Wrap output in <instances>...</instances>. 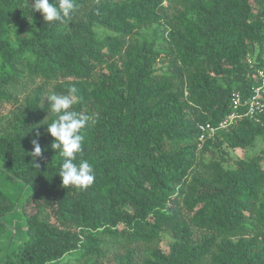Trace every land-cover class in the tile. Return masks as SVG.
<instances>
[{"label":"trees","instance_id":"1","mask_svg":"<svg viewBox=\"0 0 264 264\" xmlns=\"http://www.w3.org/2000/svg\"><path fill=\"white\" fill-rule=\"evenodd\" d=\"M32 2L0 0V103L40 82L0 124V162L32 190L25 239L0 264H90L113 251L118 264H264V153L247 154L264 124L200 140L264 68V0H76L70 20L51 24ZM70 87L73 109L92 118L86 190L62 186L47 132V96ZM16 207L0 190V242Z\"/></svg>","mask_w":264,"mask_h":264},{"label":"clouds","instance_id":"2","mask_svg":"<svg viewBox=\"0 0 264 264\" xmlns=\"http://www.w3.org/2000/svg\"><path fill=\"white\" fill-rule=\"evenodd\" d=\"M76 7V0H34L30 4L31 12L41 13L46 24L70 20ZM46 100L49 102L51 113L56 117L47 125V132L53 138L50 147L59 150L60 156L63 157L58 174L62 186L86 190L96 179L92 164L87 159L80 158L85 141L84 130L92 118L73 109L78 100L75 87L68 88L66 94H51ZM39 135L37 132V138L31 141V155L35 158L41 157L42 154ZM35 166L38 168L39 164Z\"/></svg>","mask_w":264,"mask_h":264},{"label":"rangeland","instance_id":"3","mask_svg":"<svg viewBox=\"0 0 264 264\" xmlns=\"http://www.w3.org/2000/svg\"><path fill=\"white\" fill-rule=\"evenodd\" d=\"M29 27L27 30H25V34H29ZM67 32V29L64 30ZM98 32L101 36L105 35L107 32H105L103 29H98ZM102 70V69H101ZM40 82L37 80L35 84L33 85H27L24 88L21 89L20 93L17 96V102H11V103H0V124L3 125L6 123L7 117L11 111L14 110L15 106H20V104L23 102V100L29 96L34 88L38 86ZM49 91H51L52 86L48 87ZM51 94V93H50ZM264 153V139H260L257 143V146L249 151L248 155H261ZM246 152L242 151L240 149L236 150L233 153V158H243L245 157ZM0 190L5 194V196L17 204V207L15 209V212L10 216L6 217L4 221H6V224L8 226V232L3 235L2 241L0 242V260L2 257L5 256L6 248L11 243H15L16 241L18 243V240L20 242L19 237L22 239H25V218L22 214V206L24 202L27 200V198L32 194V190L28 185H25L22 180L19 178L17 174H15L12 167H10L7 164H4L0 162ZM196 238L201 239L204 236H207L206 233L197 231L196 232ZM171 243V236L169 234H166L162 238L161 242V248L162 250L167 253L169 252ZM119 252V251H118ZM115 252L109 253L105 258H101L99 262H91L90 264H118L115 260ZM75 264H80L79 262H75Z\"/></svg>","mask_w":264,"mask_h":264},{"label":"built area","instance_id":"4","mask_svg":"<svg viewBox=\"0 0 264 264\" xmlns=\"http://www.w3.org/2000/svg\"><path fill=\"white\" fill-rule=\"evenodd\" d=\"M254 85L245 97L240 92L232 95L230 113L218 127L211 125L200 126L201 141L214 137L219 130L234 126L238 121L249 119L258 124H264V68H256L253 73Z\"/></svg>","mask_w":264,"mask_h":264}]
</instances>
